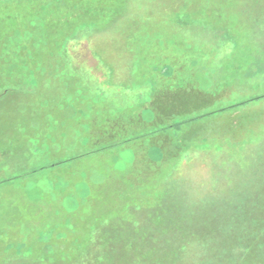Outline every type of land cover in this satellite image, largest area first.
Listing matches in <instances>:
<instances>
[{"label": "rangeland", "instance_id": "obj_1", "mask_svg": "<svg viewBox=\"0 0 264 264\" xmlns=\"http://www.w3.org/2000/svg\"><path fill=\"white\" fill-rule=\"evenodd\" d=\"M0 84V264H264V0H0Z\"/></svg>", "mask_w": 264, "mask_h": 264}, {"label": "trees", "instance_id": "obj_2", "mask_svg": "<svg viewBox=\"0 0 264 264\" xmlns=\"http://www.w3.org/2000/svg\"><path fill=\"white\" fill-rule=\"evenodd\" d=\"M1 85V84H0ZM4 86L7 88L8 86H10L9 83H5ZM261 98H263L262 96H257V97H253L249 100H246V101H242L240 103H236L234 105H231L229 107H226V108H223L222 110H227V109H233V108H237L241 105H244L248 102H257L258 100H260ZM203 118V115H200L198 117H194V118H189V119H186L182 122H178V123H175L173 125H170L171 128H179L181 127L183 124L185 123H190V122H193V121H196L198 119H201ZM162 129V128H161ZM165 129H168L167 127L162 129L161 131L164 132ZM113 145H108V146H104L103 149H110V148H115L117 147L115 144L114 146L112 147ZM101 150V149H100ZM98 149V151H100ZM83 156H86L85 154L82 155ZM80 157V156H79ZM73 158H70L69 160H72ZM65 162H55V163H49L47 165H42V167H40L38 170H34L32 171L33 173H36V172H39V171H47L48 169H56L58 167H60L61 164H63ZM73 167V166H72ZM116 167H118V170L121 171L120 167L117 165ZM71 168V167H70ZM103 174V172H101ZM93 174V173H92ZM74 174V171H73V175L70 177L69 180H66L65 177H62V176H57L54 180V182L52 181L51 183V192H49V194L52 196V199L57 201L58 204L56 205L55 208H53V210H51L52 212H50L48 214V216L50 217V219L52 221L48 222L45 227L47 232L50 231V230H53V232H55L56 236H61L62 237V240L64 239V243L66 244V246H68L69 248L72 247L74 245V243H77L78 242V239H79V236H78V233H79V227L77 226L78 225V221L76 223H74L72 217L70 214H74L76 215L77 213H79V211L81 210V204L83 203L82 202V199L83 197L81 196L82 194V191L86 189V181L84 180L85 177H87V173L86 172H81L80 173V177L79 178H76V176ZM74 177V178H73ZM105 177V176H104ZM78 179V180H77ZM87 179V178H86ZM124 179V178H123ZM71 180L73 182H71ZM88 181V180H87ZM126 184H128L129 188L131 189V187H133V183H130L129 180L125 179L124 181ZM137 189L139 187H136ZM81 193V194H80ZM41 195V194H39ZM84 200V199H83ZM78 202V203H76ZM88 208V207H87ZM88 209H85L84 211L86 212ZM14 213V215L17 214V211L16 210H13L12 211ZM69 214V215H67ZM79 220L81 219L80 216L78 218ZM45 231L42 230V228L40 230H38V235H39V240L41 241V236H43L44 234H46ZM70 232H75V237L73 239H68V234ZM49 236V235H48ZM78 236V237H77ZM46 237H44L45 239ZM46 245L45 246H50L49 244V241L48 242H44ZM52 245V244H51ZM56 245V246H55ZM59 243H54V252L59 250ZM11 247V248H15L16 250H20L21 248L24 247L23 244L21 243H11V244H7V247ZM20 246V247H18ZM27 248H32V247H27Z\"/></svg>", "mask_w": 264, "mask_h": 264}]
</instances>
